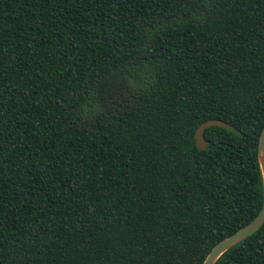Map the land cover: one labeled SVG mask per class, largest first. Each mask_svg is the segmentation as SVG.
I'll list each match as a JSON object with an SVG mask.
<instances>
[{
	"label": "trees",
	"instance_id": "1",
	"mask_svg": "<svg viewBox=\"0 0 264 264\" xmlns=\"http://www.w3.org/2000/svg\"><path fill=\"white\" fill-rule=\"evenodd\" d=\"M263 129L264 0H0V264H203L263 206Z\"/></svg>",
	"mask_w": 264,
	"mask_h": 264
},
{
	"label": "water",
	"instance_id": "2",
	"mask_svg": "<svg viewBox=\"0 0 264 264\" xmlns=\"http://www.w3.org/2000/svg\"><path fill=\"white\" fill-rule=\"evenodd\" d=\"M211 125H219V126L234 128L231 124L221 119H209L201 123V125L197 128L195 132V137L198 147L202 149L206 148L209 144V141L204 136V132L206 128ZM258 158H259V163H260V167L263 175V182H264V129L259 139ZM263 225H264V202L260 212L250 222H248L244 227L239 229L237 232L224 238L216 246H214V248L206 257L203 264H215L219 259V257L224 252H226L228 249H230L237 243L241 242L242 240L252 235Z\"/></svg>",
	"mask_w": 264,
	"mask_h": 264
}]
</instances>
